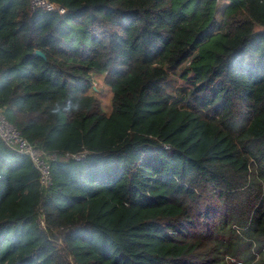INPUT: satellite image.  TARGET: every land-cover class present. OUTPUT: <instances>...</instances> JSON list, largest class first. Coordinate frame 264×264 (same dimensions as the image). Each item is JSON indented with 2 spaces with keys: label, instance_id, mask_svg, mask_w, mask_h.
<instances>
[{
  "label": "trees",
  "instance_id": "1",
  "mask_svg": "<svg viewBox=\"0 0 264 264\" xmlns=\"http://www.w3.org/2000/svg\"><path fill=\"white\" fill-rule=\"evenodd\" d=\"M50 1L0 0V110L59 156L0 140V264H264V0Z\"/></svg>",
  "mask_w": 264,
  "mask_h": 264
},
{
  "label": "built area",
  "instance_id": "2",
  "mask_svg": "<svg viewBox=\"0 0 264 264\" xmlns=\"http://www.w3.org/2000/svg\"><path fill=\"white\" fill-rule=\"evenodd\" d=\"M31 13L45 11L48 13H59L65 15L68 11L64 7L50 0H30ZM0 140L11 151L22 156L29 157L34 166L40 173L39 182L44 189H50L52 186V166L51 163L59 159L54 153L46 152L39 144L32 143L22 135L20 130L13 126L6 118L3 110H0ZM88 152L79 154H67V159L83 161L86 159ZM41 224L44 225L43 221ZM229 264H242L235 258H229Z\"/></svg>",
  "mask_w": 264,
  "mask_h": 264
},
{
  "label": "rangeland",
  "instance_id": "3",
  "mask_svg": "<svg viewBox=\"0 0 264 264\" xmlns=\"http://www.w3.org/2000/svg\"><path fill=\"white\" fill-rule=\"evenodd\" d=\"M216 2H217V5L219 6V8H221L225 4H227L223 0H216ZM183 73H184L183 69H180L176 73H172L174 76L172 77L171 83L168 85V91L171 94H174L177 99L185 97V92L182 91L183 89L187 88V90H190L189 88H191L192 85H194L193 81L192 82L188 81V83H186L185 80L182 79ZM93 87L96 90L95 94L102 101L104 111L108 114L111 113V111L113 109V105H112L113 94H112L111 89L105 84L104 76L93 74ZM223 208L224 207H221L220 209H223ZM223 258H224L225 264H229V258H235L240 263L246 264L242 260H240L237 257H234L230 254H227Z\"/></svg>",
  "mask_w": 264,
  "mask_h": 264
},
{
  "label": "clouds",
  "instance_id": "4",
  "mask_svg": "<svg viewBox=\"0 0 264 264\" xmlns=\"http://www.w3.org/2000/svg\"><path fill=\"white\" fill-rule=\"evenodd\" d=\"M77 110H79V104L74 103L71 98H65L64 100L53 102L49 108V114L52 117H60Z\"/></svg>",
  "mask_w": 264,
  "mask_h": 264
},
{
  "label": "water",
  "instance_id": "5",
  "mask_svg": "<svg viewBox=\"0 0 264 264\" xmlns=\"http://www.w3.org/2000/svg\"><path fill=\"white\" fill-rule=\"evenodd\" d=\"M35 55L44 59L46 58V56L41 51H36Z\"/></svg>",
  "mask_w": 264,
  "mask_h": 264
}]
</instances>
